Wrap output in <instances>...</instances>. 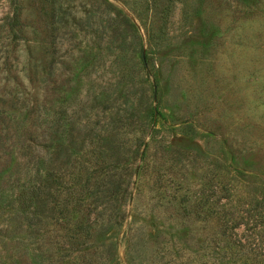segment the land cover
<instances>
[{"label":"rangeland","instance_id":"1","mask_svg":"<svg viewBox=\"0 0 264 264\" xmlns=\"http://www.w3.org/2000/svg\"><path fill=\"white\" fill-rule=\"evenodd\" d=\"M138 263L264 264V0H0V264Z\"/></svg>","mask_w":264,"mask_h":264},{"label":"trees","instance_id":"2","mask_svg":"<svg viewBox=\"0 0 264 264\" xmlns=\"http://www.w3.org/2000/svg\"><path fill=\"white\" fill-rule=\"evenodd\" d=\"M142 61L145 64L146 60H145V55L142 56ZM108 150L110 152V156L113 154L118 155L117 158H119L121 155L120 151L117 149V147H115L114 145H108ZM125 159H123V162H120L119 159L109 163V167L110 168H115L117 166H119L120 164H123L124 162L128 161V157L125 155L124 156ZM114 186V184H113ZM118 189V188H117ZM115 189V190H117ZM123 191H126V187H123ZM122 191V190H121ZM203 193V192H202ZM207 192L200 197L199 202H206V200H208V197L206 196ZM262 201L260 202L259 200H256V203H254L252 206L256 207L257 204H261ZM49 212L51 213V215H53L54 213L57 214V212H59V210L55 209V207H51ZM42 216V215H41ZM87 224L82 223L81 221L78 222L76 225H74L72 228L69 227L66 223L60 222L61 228H62V239H63V243L67 242V244L69 245V252L72 251L73 254H78L79 255V251L81 249H83V247L85 248V246L89 247V243H87V239L89 237V234L91 235L90 231H91V224H92V220L87 221ZM95 235V234H94ZM133 234H130L128 231L127 236H124V244H126V247H130V250L133 252V257H137L135 255V252H137V248L135 249V241L136 239L133 241L132 238ZM131 239V241H130ZM95 242L91 243V247L94 245ZM113 243L109 242L106 244V251L108 254L111 255V260H114V256L116 257L117 255L115 254L116 252H114L113 249ZM140 246H138V248L140 249ZM140 252V251H139ZM81 256V255H80ZM118 257V256H117ZM140 257V256H139ZM143 261V257L140 258V262ZM139 262V263H140ZM138 263V264H139Z\"/></svg>","mask_w":264,"mask_h":264}]
</instances>
